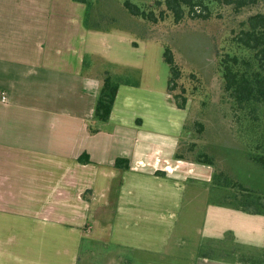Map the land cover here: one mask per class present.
Returning a JSON list of instances; mask_svg holds the SVG:
<instances>
[{"label":"crops","instance_id":"obj_1","mask_svg":"<svg viewBox=\"0 0 264 264\" xmlns=\"http://www.w3.org/2000/svg\"><path fill=\"white\" fill-rule=\"evenodd\" d=\"M87 12L0 0V264H80L110 247L121 264L263 254L264 215L227 202L213 166L176 158L188 114L168 90L121 81L109 120L93 118L104 75H117L99 62L120 64L98 51L113 30L89 28Z\"/></svg>","mask_w":264,"mask_h":264},{"label":"rangeland","instance_id":"obj_2","mask_svg":"<svg viewBox=\"0 0 264 264\" xmlns=\"http://www.w3.org/2000/svg\"><path fill=\"white\" fill-rule=\"evenodd\" d=\"M123 1L90 0V24L97 23L101 30H113L110 35L99 33L98 51L120 65L117 67L106 61L99 63H105L102 67L116 73L114 76L119 81L136 80L166 92L171 71L163 57L165 47H169L183 70L179 84L186 88L188 96L185 108L187 135L180 152L192 161L200 155L211 157L215 169L214 184L227 185V202L230 204L237 206L245 195L237 183L264 202V170L249 158L258 128L233 108L232 100L224 92L218 66L224 55L243 53L233 39L241 30L242 22L256 10L247 9L235 14L231 7L212 3V15L208 20L187 17L176 25L170 18L156 26L131 16L124 10ZM130 1L141 5L152 0ZM133 42L137 43V48ZM94 62V56L87 61L91 67ZM199 124L204 126L203 130ZM221 173L224 175L220 177ZM108 249L106 252L98 250L94 260L83 258L80 264H121L116 258L120 251ZM236 254L244 255L242 251ZM261 254L251 253L250 257L264 264V252Z\"/></svg>","mask_w":264,"mask_h":264},{"label":"trees","instance_id":"obj_3","mask_svg":"<svg viewBox=\"0 0 264 264\" xmlns=\"http://www.w3.org/2000/svg\"><path fill=\"white\" fill-rule=\"evenodd\" d=\"M87 6L86 25L89 28L101 30L97 23L90 24V0H74ZM231 7L235 14H240L247 9L256 10L242 22V28L233 39V43L242 50L240 55L226 54L219 59V70L223 76L224 92L232 100L233 108L241 112L246 119L257 126V136L252 150L250 151V160L264 170V0H152L148 4H141L124 0L122 6L131 16L141 19L147 24L159 25L166 20L173 18V22L178 25L184 19L193 18L199 20H208L211 17L210 4ZM262 8V9H261ZM164 61L169 65L171 76L168 79V92L172 94L178 108L185 109L188 101L187 90L182 84H179L184 76L183 70L175 60L174 52L165 47ZM194 77V75H191ZM120 82L116 76L107 72L102 80L100 94L95 105L93 118L98 123H105L112 114L116 95H118ZM178 89L180 92L177 93ZM201 130L204 129L199 124ZM91 131L97 132L91 128ZM177 159H186L184 154L178 150ZM80 162H89L88 157L80 158ZM201 164L214 165L211 157L207 154L200 155L194 161ZM115 166L119 169H129V161L119 158ZM224 174H220L221 177ZM227 179V177H226ZM219 186H226L225 183L217 182ZM243 192H245L237 205L248 214L264 215V202L259 196H252L249 189L237 183ZM239 200V199H238ZM240 262L247 264H259L254 258L241 256Z\"/></svg>","mask_w":264,"mask_h":264},{"label":"built area","instance_id":"obj_4","mask_svg":"<svg viewBox=\"0 0 264 264\" xmlns=\"http://www.w3.org/2000/svg\"><path fill=\"white\" fill-rule=\"evenodd\" d=\"M2 102H6V97H5V95L2 97Z\"/></svg>","mask_w":264,"mask_h":264}]
</instances>
